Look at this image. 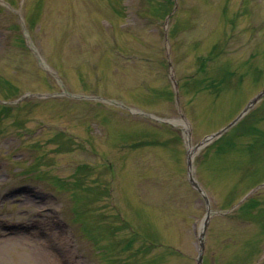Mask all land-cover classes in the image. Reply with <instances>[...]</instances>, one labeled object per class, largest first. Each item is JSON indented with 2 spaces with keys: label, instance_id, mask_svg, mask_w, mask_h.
Here are the masks:
<instances>
[{
  "label": "rangeland",
  "instance_id": "374dc122",
  "mask_svg": "<svg viewBox=\"0 0 264 264\" xmlns=\"http://www.w3.org/2000/svg\"><path fill=\"white\" fill-rule=\"evenodd\" d=\"M161 1L0 0V190H22L0 197V264H198L201 240L203 264H264L249 120L195 151L210 211L185 162L188 131H220L264 82L243 61L258 45L264 66V0Z\"/></svg>",
  "mask_w": 264,
  "mask_h": 264
},
{
  "label": "bare ground",
  "instance_id": "6f19581e",
  "mask_svg": "<svg viewBox=\"0 0 264 264\" xmlns=\"http://www.w3.org/2000/svg\"><path fill=\"white\" fill-rule=\"evenodd\" d=\"M191 149H192V147H191Z\"/></svg>",
  "mask_w": 264,
  "mask_h": 264
}]
</instances>
